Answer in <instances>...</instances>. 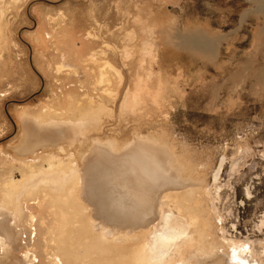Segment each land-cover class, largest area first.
I'll return each instance as SVG.
<instances>
[{
  "label": "rangeland",
  "instance_id": "rangeland-1",
  "mask_svg": "<svg viewBox=\"0 0 264 264\" xmlns=\"http://www.w3.org/2000/svg\"><path fill=\"white\" fill-rule=\"evenodd\" d=\"M157 13L177 22L155 23ZM199 19L218 27L195 26ZM62 63L68 66L59 70ZM103 69L113 78L110 102L102 97ZM128 90L139 92L137 112L121 107ZM86 94L107 107L79 142L62 139L65 152L51 144L38 145L33 155L17 148L25 124L39 128L25 112L45 114L52 104L69 110L71 98ZM135 133L158 139L199 178L213 234L230 264H244L237 257L241 248L249 263L264 264V0H0V210L11 178L54 156L99 175L96 184L87 178L77 191L86 215L95 217L100 204L91 195L87 201L91 186L90 192H105L103 204L113 199L125 206L130 226L137 224L135 216L144 223L148 216L118 179L129 178L132 191L133 172L114 161ZM224 157L222 193L213 204L214 173ZM41 189L51 196L39 192L21 201L23 215L15 222L22 247L12 251L15 264H52L62 247L51 230L59 217L53 212L56 191ZM98 215L110 226L121 223ZM63 253L64 264H94L79 250ZM11 257L0 261L13 264ZM195 259L185 264H197Z\"/></svg>",
  "mask_w": 264,
  "mask_h": 264
},
{
  "label": "bare ground",
  "instance_id": "bare-ground-1",
  "mask_svg": "<svg viewBox=\"0 0 264 264\" xmlns=\"http://www.w3.org/2000/svg\"><path fill=\"white\" fill-rule=\"evenodd\" d=\"M66 66L68 65L62 63L58 67L62 70ZM101 83L107 86L102 97L110 102L114 88L112 75L107 69L101 70ZM138 94L139 92L128 90L121 104L122 109L137 112ZM71 99L73 104L69 110L52 104L45 114L34 115L25 112L23 117L34 121L39 128L24 123V137L17 148L21 152L30 151L33 155L38 145L51 144L65 152L66 148L60 142L62 139H65L68 145H73L80 141V136H86L91 127L100 123L101 113L107 107L102 99L96 101L88 94L79 99ZM94 141L101 143L98 139ZM105 144L112 151L119 150L115 140H107ZM124 148L125 152L118 155L119 158H114L115 165L117 168L121 164L129 166L137 187L130 191L129 178L118 179L123 180L128 195L136 196L138 201L136 204L143 217L148 216L144 223L140 221V217L135 216L137 224L130 226L128 223L131 216L127 214L123 204L113 199L108 204H103L105 192L97 188L90 192L87 186L85 189L87 201L93 194L95 202L100 204L95 207V217L86 215L87 206L78 202L77 191L87 178L90 182L95 180L96 184L98 173V176L95 171L89 175L88 171L86 173L81 166L73 163L74 161L55 160L54 156H48L39 166L30 164L29 170L24 171L21 178H11L12 183L3 188L4 204L0 216L9 217L0 218V256L6 255L9 259L14 249H21V231H17L15 222L23 215L21 201L24 197L33 199L39 192H45L48 188L45 191L41 189L45 186L56 191L52 199L57 210L53 212L59 217L54 220L51 230L53 240L62 244V247L51 256L52 264H64L63 250H79L83 258L87 257L94 264H185L191 258H196L197 264H230L217 235L213 234L211 214L201 194L204 185L200 183L199 178L194 177L187 165L180 163L166 145H162L150 134L135 133L133 140L124 145ZM97 149L100 155L101 148ZM140 163L146 168L143 169ZM90 164L89 162L87 166ZM225 164L224 157L214 173L216 194L212 195L213 204L222 193L220 180ZM246 192L247 199H251L253 192L249 187ZM45 193L46 196H51L50 193ZM209 193H213L210 187ZM103 213L109 214V219L122 224L119 223L118 226L105 224L98 215ZM34 219L35 217H32V220ZM226 240L233 247L238 245L233 238ZM187 253L190 254L185 258ZM243 253L242 248L237 253L242 263L259 264L256 260L249 263L244 259ZM11 260L15 264L13 258ZM4 261L5 259L1 260L0 264H5Z\"/></svg>",
  "mask_w": 264,
  "mask_h": 264
},
{
  "label": "crops",
  "instance_id": "crops-1",
  "mask_svg": "<svg viewBox=\"0 0 264 264\" xmlns=\"http://www.w3.org/2000/svg\"><path fill=\"white\" fill-rule=\"evenodd\" d=\"M168 21H169V18L167 15L162 16L161 14L157 13L155 23H176L177 22L176 19H172V18L170 19V22H168ZM193 23H195L194 24L195 26H206L207 27L206 23H208L209 24L208 26H210V27H213V28L218 27V25H217L218 22L212 21L211 19L210 20L199 19V20H197V22H193Z\"/></svg>",
  "mask_w": 264,
  "mask_h": 264
},
{
  "label": "water",
  "instance_id": "water-1",
  "mask_svg": "<svg viewBox=\"0 0 264 264\" xmlns=\"http://www.w3.org/2000/svg\"><path fill=\"white\" fill-rule=\"evenodd\" d=\"M89 185H90V184H89ZM87 188L91 189V186H88ZM91 194H92V193H91ZM91 196H93V194H92Z\"/></svg>",
  "mask_w": 264,
  "mask_h": 264
}]
</instances>
